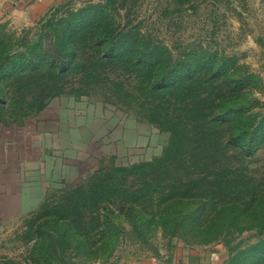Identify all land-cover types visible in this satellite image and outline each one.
Segmentation results:
<instances>
[{
    "label": "rangeland",
    "instance_id": "obj_1",
    "mask_svg": "<svg viewBox=\"0 0 264 264\" xmlns=\"http://www.w3.org/2000/svg\"><path fill=\"white\" fill-rule=\"evenodd\" d=\"M0 85L102 130L0 264H264V0H0Z\"/></svg>",
    "mask_w": 264,
    "mask_h": 264
},
{
    "label": "crops",
    "instance_id": "obj_2",
    "mask_svg": "<svg viewBox=\"0 0 264 264\" xmlns=\"http://www.w3.org/2000/svg\"><path fill=\"white\" fill-rule=\"evenodd\" d=\"M9 1L23 5L29 0ZM6 95L0 85V240L40 209L51 190L78 173L84 145L102 136L98 111L82 98L62 94L25 108Z\"/></svg>",
    "mask_w": 264,
    "mask_h": 264
}]
</instances>
